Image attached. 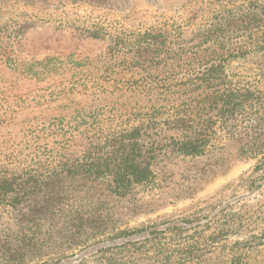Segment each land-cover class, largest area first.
<instances>
[{"label":"rangeland","instance_id":"rangeland-1","mask_svg":"<svg viewBox=\"0 0 264 264\" xmlns=\"http://www.w3.org/2000/svg\"><path fill=\"white\" fill-rule=\"evenodd\" d=\"M228 2L243 0H0V156L27 147L35 129L55 121L142 101L117 90L131 74L115 43L172 27L191 40ZM141 55L149 59L152 51ZM228 70L264 96V53L235 60ZM259 119L257 144L237 127L220 134L216 151L206 156L162 155L154 182L125 197L104 185L75 183L74 195L52 197L37 208L40 214L33 213L34 203L2 208L0 264L70 263L81 255L97 264L100 256L84 250L120 231L203 218L235 201L257 203L264 187L250 191L247 185L259 178L261 157L246 146L264 151V108ZM253 234L245 230L221 245Z\"/></svg>","mask_w":264,"mask_h":264},{"label":"trees","instance_id":"trees-1","mask_svg":"<svg viewBox=\"0 0 264 264\" xmlns=\"http://www.w3.org/2000/svg\"><path fill=\"white\" fill-rule=\"evenodd\" d=\"M115 46L129 58L121 64L131 74L116 88L142 101L55 121L35 129L27 147L1 155L0 213L34 203L33 213L40 214L37 208L55 196L74 195L75 183L104 185L125 197L154 182L162 155L206 156L216 151L220 134L237 127L257 144L264 96L228 66L264 53V1L224 3L191 40L172 27ZM145 50L152 51L149 59L141 55ZM246 151L261 157L259 178L247 188L261 189L264 151L250 145ZM208 230L213 233L206 235ZM245 230L254 232L250 239L221 245ZM84 251L100 256L97 264H264V199L214 207L203 218L120 231ZM57 264L88 263L81 255Z\"/></svg>","mask_w":264,"mask_h":264}]
</instances>
